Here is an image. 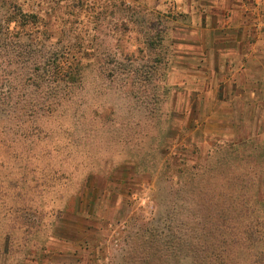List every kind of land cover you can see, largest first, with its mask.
Returning a JSON list of instances; mask_svg holds the SVG:
<instances>
[{"label":"rangeland","instance_id":"374dc122","mask_svg":"<svg viewBox=\"0 0 264 264\" xmlns=\"http://www.w3.org/2000/svg\"><path fill=\"white\" fill-rule=\"evenodd\" d=\"M14 4L37 14L49 43L72 47L84 68L70 97L47 113L15 106L34 89L16 34L4 33ZM227 31L234 37L224 38ZM2 138L9 143L0 141L1 188L25 166L36 181L45 168L42 189L66 192L31 205L52 207L47 226L57 220L54 236L63 240L43 243L50 226L26 245L16 239L13 251L1 235L0 264L49 262L23 260L29 251L52 253L49 264H168L178 253L199 259L210 229L194 217L187 177L173 174L181 162L214 163L215 149L232 142H264V0H0ZM50 177L59 184H48ZM256 183L247 190L264 199V176ZM73 210L95 213L91 240H73L72 227L87 228ZM11 217L7 223L17 221Z\"/></svg>","mask_w":264,"mask_h":264},{"label":"trees","instance_id":"16d2710c","mask_svg":"<svg viewBox=\"0 0 264 264\" xmlns=\"http://www.w3.org/2000/svg\"><path fill=\"white\" fill-rule=\"evenodd\" d=\"M9 10L11 12L5 22L7 25L4 33L8 34L12 31L16 34V55L25 61L27 79L30 80L28 86L34 89L29 97H25L23 91L21 97L17 98L15 106L19 111L34 110L35 114L39 113V110L40 112L55 110L63 100L70 97L75 85L81 82L84 76L83 65L71 53L72 47L55 48L49 43L48 34L38 29L41 18L37 14L26 12L17 4ZM11 24H15L17 28L13 29ZM33 31L34 33H29ZM26 36H30V39L24 42L22 39ZM49 91L53 93L55 91L57 94L52 96ZM0 141L9 143L7 138H2ZM248 141L249 139H241L227 147L215 149L213 153L217 158L210 165V162L187 165L184 160L185 162L180 163V169L174 171L173 175L187 177L183 182L187 186L184 192L191 199L194 217L198 218L201 214V219L206 220L204 227L210 229L207 232L210 238L206 241V252L199 259L178 253L170 258L168 264H264V199L257 190H247L252 184L255 186L258 179L264 176V142L249 146ZM252 146L254 149L250 150ZM247 151H250V154ZM223 157L225 162L220 160ZM44 169L41 168L43 177L40 181H36L34 179L36 171L27 172L24 166L22 172L15 177L7 178L3 188L0 187V236L9 238V245L13 251L16 239L23 240L22 243L26 245L36 233L46 232L50 226L52 233L43 243H48L51 237H57L54 236L52 229L57 220L47 226L48 217L55 215L52 214V207L48 205L43 211L31 208V205L33 206L40 199L52 200L53 196L60 199L61 193L66 192L46 191L41 188V181L46 179ZM56 182L51 178L48 184L55 185ZM13 184L16 185L14 190ZM80 184L83 186L86 181ZM14 198L16 199L13 201ZM20 200H25V205L27 204V209L26 207L22 209L26 212L25 217L22 213L20 216L18 214ZM72 212L82 216L81 219L86 223L90 219L96 221L94 212L74 210ZM11 216L17 218L15 223H7ZM24 218L26 220H23ZM44 244L40 250L45 249ZM43 254L29 251L23 253V260L40 263L43 261ZM10 259L14 260L13 257Z\"/></svg>","mask_w":264,"mask_h":264},{"label":"crops","instance_id":"0c3cea01","mask_svg":"<svg viewBox=\"0 0 264 264\" xmlns=\"http://www.w3.org/2000/svg\"><path fill=\"white\" fill-rule=\"evenodd\" d=\"M235 12V14H236V10L234 11ZM239 16H241L240 14H239ZM239 27V26H238ZM237 27V28H238ZM241 27V26H240ZM235 33L234 32H230V31H227L225 34H223L222 36L224 37V38H226V39H228V38H233L234 36H231V35H234ZM229 40V39H228ZM228 44H227V46L228 47H225V48H227L226 50L227 51H229V52H226V54H225V57L228 59V60H232V54H231V50L235 47V45H232L231 46V44H233V43H231V42H227ZM241 49L242 50H246V51H248L247 49H246V47L243 45L242 47H241ZM248 54H249V51L248 52H246V55L248 56ZM236 82V81H235ZM233 87H237V83H235V86L233 85ZM223 92H224V89L222 90ZM227 100V99H226ZM225 100V101H226ZM113 193H114V195H118V196H120V195H123V191H116L115 190V188H114V191H113ZM111 199V198H110ZM112 205H113V203H112ZM106 212H107V214H108V212H110V210H114L115 209V207H113V206H106ZM109 210V211H108ZM109 215V214H108ZM96 223V222H95ZM97 224V223H96ZM91 226H95L94 225V221L93 220H88V223H87V227L88 228H86L85 230H83V231H81V230H79L78 228H76V227H72L71 229L73 230V233L72 234H74V235H72L73 237L74 236H76V238L75 239H73V240H77L78 242H82V241H85V240H91L92 238H91V236H93V235H95L96 234V231H97V229H96V231H94V229L93 228H89V227H91ZM74 232H78V233H74ZM79 235V236H78ZM81 238H83V239H81ZM58 239V238H57ZM58 240H63V238H60V239H58ZM61 253H58V255H60ZM62 254H64V253H62ZM74 254V253H73ZM52 253H44L43 254V257H42V259L43 260H47V261H51V259L53 258L52 256ZM75 255V254H74ZM46 262V261H45ZM49 262H47V263H45V264H49Z\"/></svg>","mask_w":264,"mask_h":264}]
</instances>
